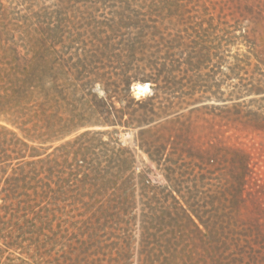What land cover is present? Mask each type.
<instances>
[{"label":"rangeland","instance_id":"rangeland-1","mask_svg":"<svg viewBox=\"0 0 264 264\" xmlns=\"http://www.w3.org/2000/svg\"><path fill=\"white\" fill-rule=\"evenodd\" d=\"M120 1L0 0V46L22 45L21 38L44 30L56 36L52 40L69 64L78 63L84 50L94 52L89 34L108 30ZM203 14L213 19L201 34L213 55L199 71L193 63L185 73V58L196 50L192 31L185 32L188 17ZM162 28L167 39L169 32L187 44L172 51L176 77L201 88L191 97L157 99L178 102L167 118L177 114L179 123L161 128L160 119L151 127L122 124L84 135L88 129L77 127L62 138L32 142L0 113V264H264V0H192ZM128 31L137 30H121ZM147 38V45L155 44ZM78 82L66 110H78L82 102L90 106L91 94H102L97 84L89 92L85 78ZM136 83L148 82L132 83L135 99L150 95L151 89L136 96ZM111 100L117 108L125 104L122 87ZM31 147L46 157L35 180L31 167L23 166L32 159ZM204 151L222 157L207 163ZM242 163L249 170L245 186L238 187ZM37 180L47 181L59 198L47 193L37 200L31 189ZM172 186L201 212L211 213L213 236L227 240L228 249L213 254L205 230L184 226L180 234L169 217L152 223V209L173 206ZM95 191L102 195L92 204ZM107 203L112 217L92 216ZM88 236L94 242L85 244ZM246 240L254 244L253 261L247 254L239 257ZM112 241L116 245L109 246Z\"/></svg>","mask_w":264,"mask_h":264},{"label":"trees","instance_id":"trees-1","mask_svg":"<svg viewBox=\"0 0 264 264\" xmlns=\"http://www.w3.org/2000/svg\"><path fill=\"white\" fill-rule=\"evenodd\" d=\"M191 1L142 0L143 3L137 5L136 0H121L118 10L111 13L113 18L108 25V30L93 31L89 34L90 40L96 42L94 52L89 54L87 50H84L83 57H78V63L69 64L68 58L66 60L60 55L56 42L52 40L56 36L47 34L44 30L42 33L28 34L21 38L24 41L22 45L0 46V113L9 115L7 120L20 131L23 138L32 142L59 139L77 127L88 129L82 133L84 135L90 132L101 134L108 129L100 130V128H114L122 124L136 123L138 126L151 127L150 124L160 119H164L161 128H164V124L167 123H179L177 114L170 119L167 118L178 102L175 104L168 100L157 99L162 94H168L174 98L191 97L201 88L195 82L192 83L190 78L183 80L176 77L175 74L179 70L172 58V51L187 47V44L181 43L178 40L180 37L169 32L168 39L164 37L162 26L164 22L172 23L176 11L187 7ZM135 5L140 9L145 8V12H135L132 9ZM204 15L188 17L190 23L185 32L189 35L188 30L192 31L196 50L185 58V73L189 71L193 63H195L194 69L198 65L196 69L199 71L202 63L207 62L213 55L209 47L203 45L206 41L201 36L208 31L213 19H208ZM130 28L137 31L133 34L129 31L125 34L121 32L122 29ZM146 38L155 44L147 45ZM160 44H165L166 47L163 56H160L162 51ZM104 60L117 64L107 66L103 63ZM81 78H85L84 85L89 88V92L97 84L102 94L99 97L91 94L93 104L90 106H85L86 102H82L78 110L75 108L66 110L65 107L69 105L68 100L78 91L77 85ZM135 81L148 82L151 89L150 95L135 99L131 95V86ZM120 87L126 95V102L117 108L111 98L118 93ZM117 101L121 102L120 99ZM61 111H65V116L61 114ZM125 115L128 116L126 119H124ZM95 127L98 129L89 130ZM149 130L151 129L147 131ZM18 141L26 146L24 141L19 138ZM31 149L33 152L29 154V157L32 159L26 161L23 166L31 167L35 180L41 171L37 169V165L45 162L46 157L41 158L42 153L35 150L36 148L31 147ZM117 152L120 154L122 149H118ZM20 157L24 155L21 154L16 158ZM201 157L209 163V161L221 159L222 156H212L207 152ZM241 167L244 174L241 178H237L236 186L238 187L245 186L249 170L247 164L242 163L239 169ZM121 170L122 168H119V171ZM31 189L37 200L45 199L47 193H53L51 198L55 195V191L50 188L47 181L37 180ZM101 195L100 191L93 192L89 196L92 204ZM169 196L173 206L162 207L159 211L156 208L152 209V223L162 224L166 221V217H169L180 229V234L184 226H192L197 232L205 230L203 236H207L208 249H211L213 254L221 253L223 249L229 248L227 240L213 236L216 231L213 229L215 223L211 222L210 212L208 214L205 211L201 212L174 186ZM58 198L59 196H54V199ZM92 204L87 208V212H91ZM108 204L99 205L92 212V216L97 219L103 214H106V218L112 217ZM170 208L175 217L171 215ZM90 238L88 236L84 243L94 242ZM233 240L232 244L239 248V240ZM245 243L246 246L242 245L240 249L239 257L243 258V255L247 254L253 261L255 258L251 251L254 244L247 240ZM114 245H116L115 241L109 244V246ZM113 260L117 261V259Z\"/></svg>","mask_w":264,"mask_h":264},{"label":"bare ground","instance_id":"bare-ground-1","mask_svg":"<svg viewBox=\"0 0 264 264\" xmlns=\"http://www.w3.org/2000/svg\"><path fill=\"white\" fill-rule=\"evenodd\" d=\"M136 90L134 91L135 95H143L149 91L148 83H136Z\"/></svg>","mask_w":264,"mask_h":264},{"label":"water","instance_id":"water-1","mask_svg":"<svg viewBox=\"0 0 264 264\" xmlns=\"http://www.w3.org/2000/svg\"><path fill=\"white\" fill-rule=\"evenodd\" d=\"M148 85H149V83H148ZM135 90H136V85L133 86V91H135Z\"/></svg>","mask_w":264,"mask_h":264}]
</instances>
